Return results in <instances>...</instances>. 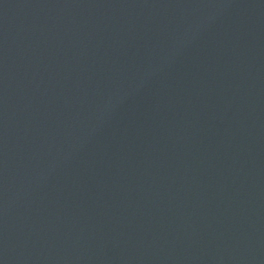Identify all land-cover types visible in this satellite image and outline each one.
<instances>
[{
  "label": "water",
  "instance_id": "95a60500",
  "mask_svg": "<svg viewBox=\"0 0 264 264\" xmlns=\"http://www.w3.org/2000/svg\"><path fill=\"white\" fill-rule=\"evenodd\" d=\"M0 264H264V0H0Z\"/></svg>",
  "mask_w": 264,
  "mask_h": 264
}]
</instances>
